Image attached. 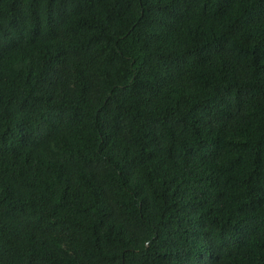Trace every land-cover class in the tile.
<instances>
[{
	"label": "trees",
	"instance_id": "obj_1",
	"mask_svg": "<svg viewBox=\"0 0 264 264\" xmlns=\"http://www.w3.org/2000/svg\"><path fill=\"white\" fill-rule=\"evenodd\" d=\"M0 264H264V0H0Z\"/></svg>",
	"mask_w": 264,
	"mask_h": 264
}]
</instances>
